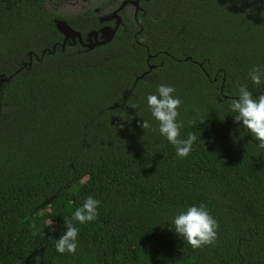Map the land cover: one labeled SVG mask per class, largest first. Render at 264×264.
<instances>
[{
  "label": "trees",
  "instance_id": "trees-1",
  "mask_svg": "<svg viewBox=\"0 0 264 264\" xmlns=\"http://www.w3.org/2000/svg\"><path fill=\"white\" fill-rule=\"evenodd\" d=\"M45 1L0 0V264H264V149L228 112L264 65V0L141 1L137 23L120 14L91 50L62 47L54 20L83 39L97 19ZM160 85L181 99V138L197 135L186 158L147 105ZM89 195L99 216L75 222L74 255L58 253ZM200 204L218 239L193 249L173 218Z\"/></svg>",
  "mask_w": 264,
  "mask_h": 264
},
{
  "label": "clouds",
  "instance_id": "clouds-1",
  "mask_svg": "<svg viewBox=\"0 0 264 264\" xmlns=\"http://www.w3.org/2000/svg\"><path fill=\"white\" fill-rule=\"evenodd\" d=\"M251 84V89L249 87ZM264 65L253 66L247 74V81L243 84L237 82V96L228 102L229 114H234V121L242 122L243 129L250 131L259 143V149H264ZM260 93L254 95V91ZM175 87L160 85L157 94L147 96V105L152 117L158 122V130L161 136L172 144L177 157L186 158L193 151L197 141L195 133H189L186 138H181V129L184 127L180 117L181 99L174 95ZM133 108H139L138 104H131ZM201 120L200 122H203ZM142 129H151L148 120L143 119L140 124ZM101 201L89 195L82 205L76 207L70 219L66 220V232L55 240V249L60 254H75L78 247L80 229L74 225H86L93 222L99 216ZM174 231L180 235L193 249L205 246H214L218 239L219 224L210 214L205 204L189 206L186 211H180L174 218ZM33 232V235H37ZM44 235V230H41Z\"/></svg>",
  "mask_w": 264,
  "mask_h": 264
},
{
  "label": "flooded vegetation",
  "instance_id": "flooded-vegetation-1",
  "mask_svg": "<svg viewBox=\"0 0 264 264\" xmlns=\"http://www.w3.org/2000/svg\"><path fill=\"white\" fill-rule=\"evenodd\" d=\"M85 1H87V0H85ZM117 1H120V2H117ZM141 1H148V0H103L101 3H98L96 6L89 7L87 9L83 10L82 12L77 13L75 15L83 14L85 12H90V14H92L97 19L99 27L97 30L92 31V32L96 33L95 39L99 38V41H100V31L99 30H101L104 27L113 28V26H114L115 18L110 17L111 16L110 14H117L119 17H120V14H124V16H127L128 19H132L135 23H137L136 22V15L142 14L141 13L142 10L139 7V3ZM87 3H88V1H87ZM116 3H119V4L117 6H115ZM110 8L111 9L113 8V9L111 10ZM118 8H120V9L117 11ZM68 16H71V14L65 15L62 17H68ZM120 20H121V18H120ZM92 32L86 33L84 35L83 39L80 37L82 43L85 44L87 42V35L89 33H92ZM89 39L90 40L93 39V36H90Z\"/></svg>",
  "mask_w": 264,
  "mask_h": 264
},
{
  "label": "water",
  "instance_id": "water-1",
  "mask_svg": "<svg viewBox=\"0 0 264 264\" xmlns=\"http://www.w3.org/2000/svg\"><path fill=\"white\" fill-rule=\"evenodd\" d=\"M119 9L120 8H118L117 11ZM110 17L115 18V23H114L113 28L104 27L101 30H99L100 31V41L95 40L96 33H94V32L89 33L87 35V42L85 44L82 43L79 33L70 29L67 26V24L65 22H63L62 20H54V27H55L56 31L59 34H61L63 37L62 47H63L64 42L70 41L73 44L74 40H76L86 50H91L94 47H99L101 45L108 43L112 39V37L114 36L117 28L121 25L120 17L117 14H111ZM90 36H93L94 42H90V39H89ZM53 49H52V52H53ZM42 55H43V53L41 54V56ZM7 81H8V78L0 77V85L3 83H6Z\"/></svg>",
  "mask_w": 264,
  "mask_h": 264
},
{
  "label": "rangeland",
  "instance_id": "rangeland-1",
  "mask_svg": "<svg viewBox=\"0 0 264 264\" xmlns=\"http://www.w3.org/2000/svg\"><path fill=\"white\" fill-rule=\"evenodd\" d=\"M87 1H88V3H87ZM87 1H85V0H47V1H45L43 7L46 10L53 12L59 16H65V15H69V14L75 15V14L80 13L89 7L96 6L98 3H101L103 0H87ZM117 2H120V1H117ZM118 4L119 3H116L115 6H117ZM95 40L99 41V38H97ZM90 42H94V39H91ZM46 223H47V225L51 231L56 230V225L51 220H47ZM74 225L76 227L78 226V224L75 222H74Z\"/></svg>",
  "mask_w": 264,
  "mask_h": 264
}]
</instances>
